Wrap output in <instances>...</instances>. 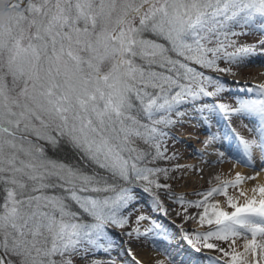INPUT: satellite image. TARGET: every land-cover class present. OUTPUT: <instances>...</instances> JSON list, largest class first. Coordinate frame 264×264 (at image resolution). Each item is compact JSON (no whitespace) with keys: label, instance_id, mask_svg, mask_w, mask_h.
Returning <instances> with one entry per match:
<instances>
[{"label":"snow or ice","instance_id":"snow-or-ice-1","mask_svg":"<svg viewBox=\"0 0 264 264\" xmlns=\"http://www.w3.org/2000/svg\"><path fill=\"white\" fill-rule=\"evenodd\" d=\"M257 63L264 0H0V264H264Z\"/></svg>","mask_w":264,"mask_h":264},{"label":"rangeland","instance_id":"rangeland-1","mask_svg":"<svg viewBox=\"0 0 264 264\" xmlns=\"http://www.w3.org/2000/svg\"><path fill=\"white\" fill-rule=\"evenodd\" d=\"M259 37L257 36H250L247 38H242L245 40V42L247 43H255L258 40ZM261 66V65H258ZM253 67V69H251ZM250 68H246L243 69L239 72L238 75L236 76H230V75H225V74H221V73H217L216 75H221L225 80H227L229 82V86L232 88H235L236 85L231 84V81L233 80H238L241 81V83H248V84H252L254 82V80H262L264 79V72H258V73H254V71L257 70L256 65L252 66ZM197 125L195 124V122L193 121L190 124H185L182 128L178 129V133L182 134V143H177L175 145V148L179 151L180 153V160L179 163H187V164H195L198 165L200 167L204 168V164L202 163V158L197 157L198 156V152L196 151L197 148V144L200 143L201 140H197V142H194L193 140V135H196V130L194 127H196ZM187 132L189 133V135H191L190 137L188 136H183V134H187ZM204 139V137H203ZM198 149V148H197ZM201 149V148H200ZM191 158H194L196 161L189 163L188 159L190 160ZM205 158V157H204ZM203 158V159H204ZM165 163V162H164ZM168 164V162H167ZM226 165H230V167H228V171L225 169ZM206 166V165H205ZM208 167V166H206ZM211 167L215 168L213 172L210 175H205L203 174V177L201 179H196L195 177H192L191 179L188 180L187 184H185L184 181H178L177 183L174 184V187L176 188V190L178 192L180 191H188L191 192L193 188H197V189H207L209 187V183H217L216 180L213 179L214 175L218 174L221 177V180L224 179H230V178H234V171H233V165L230 163H224V164H220V165H212ZM237 167H242L243 166H237ZM210 168V167H208ZM246 170H250L248 168H245ZM235 171H239L237 168H235ZM179 175V174H178ZM231 191V190H230ZM218 199H220L221 201H223V197H218ZM175 221V223L178 225L180 223V219L177 218L174 214L170 215L167 218H162V222L166 225L171 227L172 226V221ZM186 228H196L198 227L197 223L195 221H190L188 224H185ZM242 243L241 241H238V244ZM142 249H147V248H142ZM142 249H138L139 251ZM149 252L152 253V256H156L157 253L155 251L149 250Z\"/></svg>","mask_w":264,"mask_h":264},{"label":"bare ground","instance_id":"bare-ground-1","mask_svg":"<svg viewBox=\"0 0 264 264\" xmlns=\"http://www.w3.org/2000/svg\"><path fill=\"white\" fill-rule=\"evenodd\" d=\"M258 65H260L259 63H257L256 64V66L257 67H259V68H257V70L256 71H254L253 70V72L254 73H258V72H264V66H258ZM253 66H255V65H253ZM252 67V66H251ZM250 68V67H249ZM251 69H253V67L251 68ZM254 82H256L255 84H258V83H264V79H260V80H254ZM198 129H200V128H198ZM201 130V129H200ZM196 135H193L194 137H193V141L194 142H197V140H203V137H204V133L202 132H199V131H197L196 130ZM183 136L185 137V136H188V137H190L191 135H189V133L187 132V134L185 135V134H183ZM188 161H189V163H192V162H195L196 160L194 159V158H191L190 160L188 159ZM209 167V166H208ZM208 167H206L205 165H204V174L205 175H210L211 176V173L210 172H213L214 171V169L215 168H213V167H210V168H208ZM228 167H230V165H226L225 166V169L228 171ZM239 171H241V172H243V173H250L251 171L250 170H246L245 168H242V167H236ZM230 179H232V178H230ZM259 182H262V183H264V174H261V176L259 177ZM252 184H253V182L252 181H249L246 185H245V187L246 188H249V187H251L252 186ZM141 251V253H142V258L143 259H145L146 261H148V260H150V258L152 257V253L151 252H149L148 251V249H142V250H140Z\"/></svg>","mask_w":264,"mask_h":264},{"label":"trees","instance_id":"trees-1","mask_svg":"<svg viewBox=\"0 0 264 264\" xmlns=\"http://www.w3.org/2000/svg\"><path fill=\"white\" fill-rule=\"evenodd\" d=\"M162 164H163V166L165 165V163H164V162H162Z\"/></svg>","mask_w":264,"mask_h":264}]
</instances>
